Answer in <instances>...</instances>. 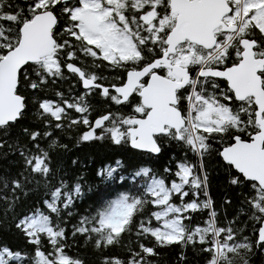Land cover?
Wrapping results in <instances>:
<instances>
[{"label": "snow or ice", "instance_id": "1", "mask_svg": "<svg viewBox=\"0 0 264 264\" xmlns=\"http://www.w3.org/2000/svg\"><path fill=\"white\" fill-rule=\"evenodd\" d=\"M74 130L72 147L179 154L162 171L101 160L111 196L79 212L92 186L59 135ZM0 149V231L20 241L0 239V264H87L78 240L96 264H156L162 247L264 264V0H0Z\"/></svg>", "mask_w": 264, "mask_h": 264}, {"label": "trees", "instance_id": "2", "mask_svg": "<svg viewBox=\"0 0 264 264\" xmlns=\"http://www.w3.org/2000/svg\"><path fill=\"white\" fill-rule=\"evenodd\" d=\"M117 74L118 73L112 71L105 73V75L109 77ZM100 107L102 108L103 106L101 105ZM110 107H113V110L124 111V109H116L114 106ZM59 135L61 137V142L69 144L70 147V151L63 154V164L68 166L71 173L73 174H79V171H84V179L92 186V191L86 192V195L77 203L76 209L79 212H83L85 208H88L90 205H94V203L97 202L101 197L110 198L111 196L110 193H105L103 185L94 176V169L99 165L101 160L108 162L109 158L114 160L117 156H119L124 161L126 168L138 166L141 163H147L154 170L162 171L164 165L168 163L172 152L176 151L177 155L179 154V150L175 145H169V147L165 149L164 154L158 157H147L141 155L138 152L132 153L127 151L125 147L113 146L108 142H104L103 144H89L86 146L72 147V145L75 143V130L70 134L71 139H68V136L64 133H60ZM4 151H6V149H0V152ZM73 155L77 156L84 164L85 167L83 169H78V166L71 165V158ZM11 159L12 157H9L8 159L0 157V170L9 167V160ZM216 163L217 161L214 153L213 159L211 161L212 174L209 177V195L215 201L216 206H221L225 193H228L230 196H232V204L223 207L224 212L230 219L233 215H235L236 210L240 206L239 197L234 195L233 192L222 183V176L217 172ZM202 218L203 216L201 214H195L193 217V222H199ZM219 218L223 219V216ZM241 219H244V217H241ZM0 239H4L13 244L20 242L14 233L7 231H0ZM81 243L82 241H77L75 251L86 258L87 264H96L98 254L90 247H81ZM108 251L109 253L122 252V248H110ZM157 251L160 253L159 257H150V259L156 260V264H175L177 252L176 247H162L158 248ZM186 255L187 260L185 261V264H202L203 257L200 253L193 252L191 249H189Z\"/></svg>", "mask_w": 264, "mask_h": 264}]
</instances>
